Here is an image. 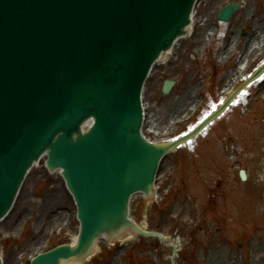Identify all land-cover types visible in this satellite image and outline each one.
<instances>
[{
	"label": "water",
	"instance_id": "water-1",
	"mask_svg": "<svg viewBox=\"0 0 264 264\" xmlns=\"http://www.w3.org/2000/svg\"><path fill=\"white\" fill-rule=\"evenodd\" d=\"M196 2L0 0V219L45 157L61 170L81 221L75 247L61 245L32 264L83 258L102 234H150L129 219L130 197L150 193L164 153L228 104L172 144L150 143L140 131L145 79L184 33ZM238 6L229 3L219 18Z\"/></svg>",
	"mask_w": 264,
	"mask_h": 264
},
{
	"label": "rangeland",
	"instance_id": "rangeland-1",
	"mask_svg": "<svg viewBox=\"0 0 264 264\" xmlns=\"http://www.w3.org/2000/svg\"><path fill=\"white\" fill-rule=\"evenodd\" d=\"M219 1H200L196 18L200 17L203 38L195 41L200 36L194 27L191 37L178 43L148 79L143 101L149 122L144 132L152 140H174L223 102V89L242 70L235 66L244 61L243 23L249 26L246 35L254 24L264 32V0H243L232 20L223 24L222 34L210 36L213 48L206 49L207 31H214L217 24ZM231 32L238 45L224 64L220 52ZM263 54L264 50L258 60ZM256 57L249 59V72ZM230 69L233 75L226 76ZM167 79L175 85L163 94ZM228 107L195 139L164 159L157 199L143 195L132 199V217L140 226L178 241L174 264H264V80L239 92ZM164 117L167 124L156 127L158 134L152 120ZM241 169L248 173L245 182L239 179ZM75 207L60 173L39 162L12 211L0 222V256L5 264H28L33 255L74 241L79 232ZM96 248L79 264H173L172 249L148 236H136L124 246L117 239L113 244L99 242Z\"/></svg>",
	"mask_w": 264,
	"mask_h": 264
},
{
	"label": "bare ground",
	"instance_id": "bare-ground-1",
	"mask_svg": "<svg viewBox=\"0 0 264 264\" xmlns=\"http://www.w3.org/2000/svg\"><path fill=\"white\" fill-rule=\"evenodd\" d=\"M229 2V0H220L218 3V8H223L224 6H226L227 5V3ZM221 10V9H220ZM193 23L192 24H190L189 25V27L188 28H190V27H192L193 25H195V23L198 21V19L196 18H194L193 19ZM197 23H200L199 21L197 22ZM189 35V30H188V32H186L184 35ZM208 37H210V34H208ZM186 38L187 37H185V38H180L179 37V39L177 40V43L173 46V47H171V48H169V50H167V51H165V54H166V56L164 57V58H167V57H169L168 55H170L171 53V51H172V49L174 48V47H176L177 45H178V43L180 44V42H182L183 40H186ZM258 39H260V41H264V37H262V35L260 34V35H257L256 36V38L251 42V44L248 46V50H247V52H246V54L245 55H243L244 56V59H246L247 58V55H248V53H250V52H255V51H258V50H260V47H257V48H254V47H256V45H257V42H256V40L258 41ZM197 40H199V39H197ZM240 40V39H239ZM237 47V46H236ZM230 51L231 50H229V49H227V50H224V51H222V54L223 55H225V56H227L229 53H230ZM164 58H162V60L164 59ZM148 82V81H147ZM187 99V98H186ZM188 100V99H187ZM188 105H189V103H188ZM187 104H186V106L185 107H187L188 106ZM188 108V107H187ZM146 109V108H145ZM165 119V117L161 120V119H159V118H155L154 120H152V126H153V130H159V132H158V134H160L161 133V131H160V129H156V127H161V126H163L165 123H166V121L164 120ZM147 121H149V117H148V114L146 113V116H145V123L147 122ZM165 122V123H164ZM167 124V123H166ZM156 131V132H157ZM36 166V165H35ZM20 194V193H19ZM19 198V197H18ZM18 198L16 199V200H18ZM15 200V204H16V201ZM129 218L130 219H133V217H132V214L130 215V213H129ZM131 221H133V222H135L134 220H131ZM129 232V231H128ZM128 232H125V233H122V234H124V235H126L127 236V234H128ZM130 234H132L131 232L128 234V235H130ZM134 236V234L133 235H131V237H130V239H132V237ZM105 237H106V234L103 236V237H101V239H98V238H95L94 239V243H99V242H105ZM75 242H76V239L73 241V243L72 244H75ZM90 252H92L91 254H93V252H94V248H93V250L91 249L90 250ZM77 260H79V258L78 259H76V260H74V261H71V262H68V263H65V264H77L78 263V261ZM219 263V261H217L215 264H218Z\"/></svg>",
	"mask_w": 264,
	"mask_h": 264
}]
</instances>
